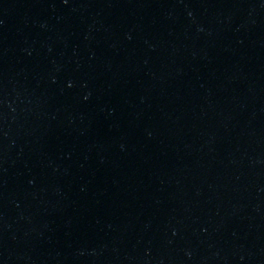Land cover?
Instances as JSON below:
<instances>
[{"label":"water","instance_id":"obj_1","mask_svg":"<svg viewBox=\"0 0 264 264\" xmlns=\"http://www.w3.org/2000/svg\"><path fill=\"white\" fill-rule=\"evenodd\" d=\"M0 264H264V0H0Z\"/></svg>","mask_w":264,"mask_h":264}]
</instances>
